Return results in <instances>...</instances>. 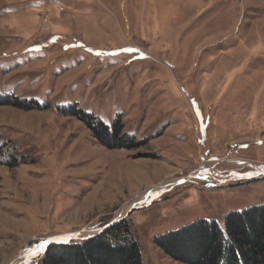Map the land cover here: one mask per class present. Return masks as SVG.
<instances>
[{
    "label": "rangeland",
    "instance_id": "374dc122",
    "mask_svg": "<svg viewBox=\"0 0 264 264\" xmlns=\"http://www.w3.org/2000/svg\"><path fill=\"white\" fill-rule=\"evenodd\" d=\"M71 108L121 121L145 146L106 148ZM255 169L264 170V0H0V264L123 220L143 264H182L155 239L264 206V174L247 176ZM202 171L246 177L211 183L193 176Z\"/></svg>",
    "mask_w": 264,
    "mask_h": 264
},
{
    "label": "trees",
    "instance_id": "16d2710c",
    "mask_svg": "<svg viewBox=\"0 0 264 264\" xmlns=\"http://www.w3.org/2000/svg\"><path fill=\"white\" fill-rule=\"evenodd\" d=\"M3 104L19 109L30 107L19 99ZM66 114L81 120L110 150H138L145 146L144 142L124 133V125L119 120L108 125L78 108H71ZM8 166L15 168L16 160ZM154 244L182 264H264V206L232 212L226 216L223 226L215 220H198L157 237ZM41 264H143V257L132 224L123 220L79 244L49 246Z\"/></svg>",
    "mask_w": 264,
    "mask_h": 264
},
{
    "label": "bare ground",
    "instance_id": "6f19581e",
    "mask_svg": "<svg viewBox=\"0 0 264 264\" xmlns=\"http://www.w3.org/2000/svg\"><path fill=\"white\" fill-rule=\"evenodd\" d=\"M260 174H264V170L262 169H255L254 171H252L250 174H248L247 176H256V175H260ZM233 175V174H232ZM193 176L197 177V178H205L208 177L210 178V180L212 181L211 183H226L230 180H233L234 178H241V177H246V176H242V175H234L230 178H223V177H218L217 175L211 173L210 171H202L200 173H196L193 174ZM187 179H192L191 177H188ZM184 180H186V178L181 179V180H175V179H169L166 182L160 183L157 186H153L149 189H147L144 193H142L138 199L136 201H134L132 203L133 205H136L135 207H139L140 205L143 204H149L152 201V198H156L159 195H162L163 193L170 191L171 189H173V187H175V185H177L178 183L183 182ZM130 209V207H126L124 209V213L123 215ZM120 216V215H119ZM122 217V215H121ZM120 219V218H119ZM90 232H85L81 235H79L80 237H85L90 235ZM75 234L72 235H68V236H64L61 237L62 238H69V237H73ZM49 241L46 240L44 242H42L39 246L34 247V248H30L27 249L25 251H23L20 255V257L18 259L15 260V262L13 264H29L36 256H38L39 254L43 253L44 250H46L47 245H48Z\"/></svg>",
    "mask_w": 264,
    "mask_h": 264
},
{
    "label": "water",
    "instance_id": "95a60500",
    "mask_svg": "<svg viewBox=\"0 0 264 264\" xmlns=\"http://www.w3.org/2000/svg\"><path fill=\"white\" fill-rule=\"evenodd\" d=\"M136 208H132L129 213L127 215H129L131 212H134ZM119 222L117 223H110L108 224L107 226H105L104 228L102 229H94V230H91V234L88 235V236H85V237H80L79 235L85 233V232H81V233H76L73 237H69V238H59L58 240H53L51 243L49 242L48 245H47V248L51 245H68V244H73L75 242V244H78L84 240H87V239H90L94 236H97L98 234H101L103 232H105L106 230H108L109 228H111L112 226L118 224ZM95 233V234H94ZM97 233V234H96ZM46 248V250H47ZM45 250V251H46ZM45 251L43 253H45Z\"/></svg>",
    "mask_w": 264,
    "mask_h": 264
},
{
    "label": "snow or ice",
    "instance_id": "6c2138e0",
    "mask_svg": "<svg viewBox=\"0 0 264 264\" xmlns=\"http://www.w3.org/2000/svg\"><path fill=\"white\" fill-rule=\"evenodd\" d=\"M128 51H131V49H129Z\"/></svg>",
    "mask_w": 264,
    "mask_h": 264
}]
</instances>
